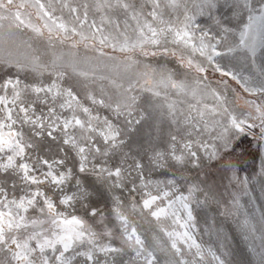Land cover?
<instances>
[{
    "label": "snow or ice",
    "instance_id": "1",
    "mask_svg": "<svg viewBox=\"0 0 264 264\" xmlns=\"http://www.w3.org/2000/svg\"><path fill=\"white\" fill-rule=\"evenodd\" d=\"M217 6L218 0H0V65L15 69L0 78V264H118L125 255L119 264H161L158 252L168 251L167 264H228L196 238V211L212 205L222 216H243L246 239L261 233L264 264V211L257 227L240 202L250 195L249 179L240 177L233 159L237 142L249 137L264 177V0L226 5L233 18L246 15L238 32L219 17L216 31L195 22L194 10L211 13ZM25 31L49 48L83 46L110 60L115 57L104 49L111 48L124 55L126 70L139 67L137 57L157 65L144 63L143 72L117 82L97 75L99 65L88 66L73 51L45 61L20 39ZM169 59L185 70L184 78L167 67ZM209 69L259 102L245 100V112L230 109L226 95L207 83ZM103 80L114 93L90 88ZM206 168L228 180L230 201L199 172L182 171ZM153 170L172 174L153 179ZM94 194L110 199L115 228L92 203ZM126 208L152 217L167 248L155 238L149 243ZM97 217L101 231L89 222Z\"/></svg>",
    "mask_w": 264,
    "mask_h": 264
},
{
    "label": "rangeland",
    "instance_id": "2",
    "mask_svg": "<svg viewBox=\"0 0 264 264\" xmlns=\"http://www.w3.org/2000/svg\"><path fill=\"white\" fill-rule=\"evenodd\" d=\"M228 3H231V0H218V6L216 9L212 10L211 13L207 9L201 14L195 12V22L199 24L202 28H212L216 31L214 17H219L222 22L230 27L235 29L237 32L242 26V22H246V15L242 18H233L231 10L226 6ZM254 5L258 6V0H253ZM92 16L90 14V20ZM97 23H99V17H96ZM34 22H38L33 17ZM39 23V22H38ZM33 34L29 31H25L20 34V39L27 41L33 45L34 49H37V54L43 53V59L49 61L52 59L53 53L59 55L61 53L67 55L69 51L76 52L79 59L82 61L87 57V65H99L96 69V74L100 76H106L110 79H115L117 82H120L126 75L134 74L136 72H143L144 63H150L153 66L157 65L156 60L145 59L142 57H137L142 62L139 67H134L132 69L126 70V64L124 55L118 51L113 52L111 48H105L104 51L108 53L109 56L115 57V59H108L107 57H99L97 52L92 51L91 49H85L83 46L78 47L77 49H70L68 44L64 45L56 44L54 48H49L48 45L39 39H33ZM22 51H28L26 49H21ZM262 59V54L258 52L257 54V63L259 64ZM159 63H164V61H159ZM223 63L228 64V60L225 59ZM233 65L237 71H240L242 75H249V71L244 68L241 64L233 61ZM167 67L177 71V75L180 78L185 77V70L179 69L175 60L169 59L167 61ZM70 71V70H69ZM15 69L8 68L5 65H0V78L5 75L13 74ZM193 74H187V78L191 80ZM47 78V76L45 77ZM226 80L227 85L220 83L221 80ZM73 82L77 83L78 90L81 95L84 94V90L79 87L76 78H73ZM212 89L221 91L226 95L228 106L230 109H234L236 112H245L248 110L245 100L257 99L256 97L249 96L243 91V89L234 81L228 77H221L219 73H213L211 69L208 72V81ZM103 85L105 90L108 93H114L115 89L109 84L108 80L96 81L95 84L90 85V88L95 91H99L100 86ZM195 103V101H192ZM257 102L259 100L257 99ZM208 103H212L209 99ZM167 126L164 127V135L166 136ZM233 159L239 160V175L241 178L245 176L249 179L248 190L250 195H241L240 202L244 205V208L249 211L250 214H254L255 219L253 223H257L259 216L262 211H264V192L261 191L262 177L260 173V154L253 142L249 137H241V139L236 144V152L233 154ZM185 175L196 177L199 172L200 179L206 180V183L213 187L217 192V195L222 197L225 201H230V193L234 190L229 186V182L224 178L220 172L216 171L215 168H206L203 171L198 169H184L182 170ZM205 173L207 175L205 176ZM171 171L166 170H153L150 175L153 179H166L171 176ZM88 183L91 185L93 183L92 178L90 177ZM181 183H183L181 181ZM97 187H99L97 185ZM185 191V189H181ZM127 192L124 193V196L127 197ZM92 203L104 211L105 215L108 216L109 209L111 207L110 199L107 195H97L94 194ZM139 199V197H137ZM126 213L129 215L130 220H132L138 230L147 238L149 243L156 242L162 247L167 248L168 240L167 237L159 232L155 220L148 216L146 213L141 215L138 211L133 213L130 208L125 209ZM78 214L85 215L83 209L78 210ZM197 230L196 238L198 242L203 243L205 249L209 246L217 252L218 255H221L228 264H260L261 260V233L257 231L255 234H248V238H245V233L241 229L240 222L243 219V216H222L216 209L215 205H212L211 208L207 210L197 209ZM212 217L215 218L213 223ZM108 219L111 221L108 224L109 228H115L116 222L108 216ZM99 217L95 219H90L89 222L93 223L97 231H101V226L97 223ZM207 220V223L205 222ZM211 227V231H207ZM257 227H259L257 223ZM219 232V238H217V233ZM112 243L116 246H120V241L118 239L112 240ZM223 245V247H221ZM194 251V250H193ZM158 256L161 264H167V261L172 259L171 252L167 253L158 252ZM127 260L128 256L125 255L122 258H118V264L120 260ZM206 259L211 260L210 256H207Z\"/></svg>",
    "mask_w": 264,
    "mask_h": 264
}]
</instances>
